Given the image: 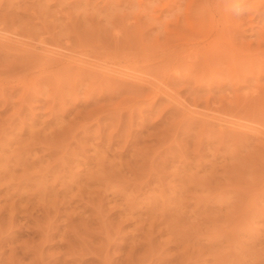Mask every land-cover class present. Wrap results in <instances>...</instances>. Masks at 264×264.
I'll return each mask as SVG.
<instances>
[{
  "label": "rangeland",
  "instance_id": "obj_1",
  "mask_svg": "<svg viewBox=\"0 0 264 264\" xmlns=\"http://www.w3.org/2000/svg\"><path fill=\"white\" fill-rule=\"evenodd\" d=\"M0 29V264H264V0H0Z\"/></svg>",
  "mask_w": 264,
  "mask_h": 264
},
{
  "label": "bare ground",
  "instance_id": "obj_2",
  "mask_svg": "<svg viewBox=\"0 0 264 264\" xmlns=\"http://www.w3.org/2000/svg\"><path fill=\"white\" fill-rule=\"evenodd\" d=\"M208 2H209V1H208ZM2 29H3V28H2ZM2 29H0V32H1ZM5 31H6V30H5ZM0 34H1V33H0ZM2 34H3V31H2ZM4 34H6V33H4ZM4 34H3V35H4ZM11 34H12V33H11ZM15 34H16V33H15ZM3 35H0V41H5V45H6V46H8L7 44H9V43H10V44H12V43L14 44V42L11 43V41H10L11 38H10L9 36H6V35L3 36ZM14 36H15V35H14ZM5 37H8V39L5 38ZM11 37H12V36H11ZM261 37H262V36H261ZM11 40L14 41L13 39H11ZM6 42H8V43L6 44ZM16 42H17V41H16ZM16 42H15V43H16ZM21 43H22V42H21ZM0 44H1V43H0ZM3 44H4V42H3ZM16 44H19V45H20L19 42L16 43ZM26 45H27V44H26ZM3 46H4V45H3ZM28 46H29V44H28ZM28 46H26V48H28ZM54 46H55V45H54ZM8 47H9V46H8ZM8 47H6V48H8ZM12 47H14V46H12ZM16 47H17V46H16ZM16 47H15V48H16ZM23 47H24V46H23ZM26 48H24V49H26ZM31 48H33V47H31ZM43 48H44V47L40 48V49L43 50V51H42V50H40V51H42L44 54H45V51H46V53H48V52H49L48 50H50L49 48H48V49H47V48H46V49H45V48L43 49ZM28 50H29V49H27L26 51H28ZM17 51H18V50H17ZM22 51H23V50H22ZM34 51H35V50H34ZM47 51H48V52H47ZM52 51H55V50H52ZM29 52H31V51H29ZM56 52H57V51H56ZM56 52L53 53V54H52V52H50V54H45L46 56L43 54L44 57H46L45 60H46L47 63H50L51 65H53V64H54V65H57V64L61 65V64H64V63H65L64 60H66V61L68 60L67 62L69 63V60L72 59V57L70 58V56H69V58L67 57V59H66V56H67V55H65V58L63 59V57H64L63 55H64V54H58V53H56ZM38 54H40V53H38ZM51 54H52V55H51ZM57 54H58V56H55V55H57ZM75 54H76V53H75ZM26 55H27V54H26ZM36 55H37V54H36ZM196 55H197V54H196ZM37 56H38V55H37ZM40 56H42V54H41ZM60 56H61V57H60ZM205 56H206V55H205ZM57 57H58V58H57ZM82 58H83V57H82ZM197 58H198V57H197ZM197 58H196V59H197ZM40 59H41V58H40ZM75 59H76V58H75ZM211 59H212V58H211ZM83 60H84V59H83ZM99 60H100V59H99ZM205 60H206V59H205ZM205 60H204V61H205ZM209 60H210V59H209ZM71 61H72V60H71ZM73 61H75V60L73 59ZM46 62H45V63H46ZM75 62H76V61H75ZM77 62H78V60H77ZM83 63H84V62H83ZM43 64H44V63H43ZM89 64H91V63H89ZM210 64H211V63H210ZM67 65H68V64H67ZM71 65H72V64H71ZM73 65H74V64H73ZM80 65H81V64H80ZM123 65H124V64H123ZM208 65H209V64H208ZM64 66H66V65L64 64ZM85 66H86V65H85ZM127 66H128V65H127ZM49 67H50V66H49ZM61 67H62V66H61ZM73 67H75V66H73ZM78 67H80V66H78ZM100 67H101V66H100ZM52 68H53V67H52ZM76 68H77V66H76ZM86 68H87V67H86ZM97 68H98V67H97ZM97 68H96V69H97ZM107 68H108V67H107ZM65 69H66V70H69V68L67 69V67H65ZM96 69H95V70H96ZM101 69H102V68H100L99 70H101ZM110 69H111V68H110ZM110 69H109V70H110ZM135 69H136V68H135ZM209 69H210V68H209ZM60 70H61V69H60ZM62 70H63V69H62ZM76 70H77V69H76ZM124 70H125V69H124ZM131 70H132V69H131ZM107 71H108V70H107ZM110 71H111V70H110ZM138 71H139V70H138ZM132 72H133V71H132ZM141 72H142V71H141ZM144 72H146V71H144ZM135 73H136V72H135ZM142 73H143V72H142ZM116 74H117V73H116ZM121 74H122V73H121ZM130 74H131V73H130ZM144 74H145V73H144ZM147 74H148V73H147ZM124 75L126 76V74H124ZM124 75H121V76H124ZM142 75H143V74H142ZM142 75H141V76H142ZM150 75H151V74H150ZM113 76H114V75H113ZM116 76H117V75H116ZM128 76H130V75H128ZM147 76H148V75H147ZM109 77H111V76H109ZM132 77H133V76H132ZM144 77H145V76H144ZM112 78H113V77H112ZM133 78H134V77H133ZM133 78H132V80L134 81L135 78H134V79H133ZM142 78H143V77H142ZM116 79H117V77H116ZM118 79H119V78H118ZM127 79H128V78H127ZM137 79H138V78L136 77V80H137ZM139 79H141V78H139ZM119 80H120V79H119ZM129 80H130V79H129ZM142 80H143V79H142ZM123 81H124V80H123ZM150 81H151V80H150ZM130 82H131V81H130ZM147 82L149 83V81H147ZM139 85H140V84H139ZM143 85H144V84H143ZM152 85H153V84H152ZM142 87H143V86H142ZM149 91H150V90H149ZM172 91H173V90H172ZM150 92H151V91H150ZM192 105H193V103H192ZM176 107H177V106H176ZM178 108H180V107H178ZM188 108H190V107H188ZM211 108H212V107H211ZM185 109H186V108H185ZM192 109H193V108H192ZM192 109H191V110H192ZM187 110H188V109H187ZM191 110L188 111V113H187L188 115H189V114H193L194 111H191ZM212 110H213V108H212ZM217 110H218V109H217ZM189 112H190V113H189ZM191 112H192V113H191ZM213 112H214V111H213ZM209 116H210V115H209ZM209 116H207V117L209 118ZM212 116H214V114L211 115V117H212ZM215 116H216V115H215ZM191 118H193V117H191ZM216 118L218 119V117H216ZM209 119H210V118H209ZM214 119H215V117H214ZM219 119H220V118H219ZM236 119H237V118H236ZM206 120H207V119H206ZM211 120H212V119H211ZM211 120H210V121H211ZM220 120H221V119H220ZM221 121H222V120H221ZM235 121H237V120H235ZM235 121H234V120H233V121H230L231 126L234 125V126H238V127H239V126H241V124H243V123H239V122H240V121H239V118H238V121H239V122H238V121L235 122ZM252 121H253V120H252ZM224 122H225V121H224ZM248 122H250V121L248 120ZM253 122H254V121H253ZM253 122H252V124H253ZM225 124H227V123H225ZM245 124H246V123H245ZM245 124H244V126L242 125V128H243V127L246 128V127L249 125L248 123H247V124H248L247 126H246ZM252 124H251V126H252ZM221 125H222V124H221ZM229 125H230V124H229ZM256 125H258V124H256ZM251 126H250V127H251ZM254 126H255V123H254ZM254 126H252V127H254ZM248 127H249V126H248ZM250 127H249V128H250ZM252 127H251V129H252ZM239 128L242 129L241 127H239ZM256 128L259 129L260 127H259V128L256 127ZM256 128H253V131L256 130V132H257V133H256V135H257L256 137H258V134H259V135L262 137V138H260V139H264V130H261L262 127H261L259 130H257ZM262 129H264V128H262ZM232 130H233V129H232ZM247 130H249V129H247ZM243 131H244V129H243ZM249 131H250V130H249ZM251 132H252V130H251ZM254 134H255V132H253V135H254ZM254 136H255V135H254ZM260 136H259V137H260Z\"/></svg>",
  "mask_w": 264,
  "mask_h": 264
}]
</instances>
